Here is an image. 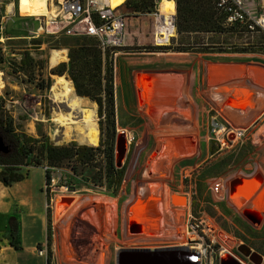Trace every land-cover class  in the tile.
<instances>
[{
  "label": "rangeland",
  "instance_id": "374dc122",
  "mask_svg": "<svg viewBox=\"0 0 264 264\" xmlns=\"http://www.w3.org/2000/svg\"><path fill=\"white\" fill-rule=\"evenodd\" d=\"M128 1L131 0L116 3V6ZM54 2L58 14V0ZM9 3L15 5L14 13L1 12V7L8 11ZM18 3V0H0V117L6 123L13 121L17 133L50 140L58 146L76 142L78 145L99 147L101 140L108 141L112 133L106 129V121L99 115V106L92 100L80 97L86 112L94 114L100 130L96 146L82 142L76 136H65V129H59L53 122L54 118L72 112L70 100L57 99L52 87L58 77L73 84L68 74L59 76L54 71L63 63L69 64L70 48L76 45L75 39L45 34L36 40L41 46H33L30 31L39 22H36L35 17L22 16ZM168 4L169 0H155V11H166ZM123 5L117 9L121 10ZM120 12L126 13L123 10ZM62 16H59L58 21L64 20ZM141 17L153 19L149 15ZM38 18L42 22L55 20L51 16ZM135 25L130 27L131 34L133 29L139 32L136 31V35L126 41V46L118 50L115 67L116 132L117 136H125V153L120 167L117 164L119 168L126 169L121 188L115 193L110 191L106 177L108 161L103 153H97L93 167L73 168V163L65 162L61 167L52 169L51 185L55 184L52 188L46 185L44 168L31 171L27 184L29 191L32 190L34 202L41 212L46 211L47 224L48 218L51 221L52 245L56 248L54 250L51 247L53 262L117 264V255L122 250L182 247L179 244L186 240L187 225L200 220L215 224L229 235L221 236L229 246L245 244L264 257V110H258V114L250 113V117H245L248 116L245 113L248 109L228 114L227 119L233 125L249 128L245 138L234 149L217 153L209 137L210 118L218 112L223 115L229 110L227 107L232 106L235 95L253 99L247 104L264 103V81L260 79V85L245 76L232 84L217 85L208 80L206 75L209 65L264 66V54L251 52L259 51L257 42L261 34L243 38H203L204 43L222 44L221 47L228 50L249 49L248 53L243 54L179 53L175 48L181 47L183 41L178 34L172 41V49L148 53L146 48L150 45L147 39L152 47L155 46L150 36H144L142 30H138V25ZM54 50L66 51L67 60L57 67H52L50 63ZM25 54L35 60L36 66L33 70H25L28 72L16 73V70H20L19 63ZM2 58L4 60L1 63ZM157 73L184 77L185 98L181 100L187 105L190 114L185 120L177 119L170 126L160 125L143 108L140 76ZM63 88L60 85L57 91L62 92ZM224 88L230 92L220 91ZM81 120L83 115H80ZM165 141L172 149L171 164L151 166ZM211 148L215 149L214 154ZM12 150L0 135V154L7 155ZM21 171L28 174L30 169L23 168ZM216 182L224 185L220 193L212 190ZM63 186L72 189V193H66L69 195L67 197L60 196L65 194L61 190ZM47 196L50 199L58 196L53 208L50 207L51 201L47 200L46 204ZM64 198H73V203H64ZM183 198L186 200L182 201ZM132 203L134 205L129 211ZM59 205L68 209H59ZM139 207L142 211H135ZM250 208L259 209L262 220H253L246 213ZM62 211L65 213L59 215L58 212ZM235 218L246 226L236 223ZM139 228L143 230L139 231ZM33 230L36 238L44 236V229L39 222L34 224ZM145 230L146 234H143ZM161 231L162 235L155 237ZM16 237L19 239V234ZM13 239L9 228L0 225V264L15 262V258H8L9 253L18 251L10 244ZM36 251L38 254V249ZM236 263L241 264L238 261Z\"/></svg>",
  "mask_w": 264,
  "mask_h": 264
},
{
  "label": "trees",
  "instance_id": "16d2710c",
  "mask_svg": "<svg viewBox=\"0 0 264 264\" xmlns=\"http://www.w3.org/2000/svg\"><path fill=\"white\" fill-rule=\"evenodd\" d=\"M123 1L125 0H112V3L115 6L116 3H122ZM169 4L175 5L173 0H169ZM176 8L177 32L178 35L182 37L183 41L181 47L175 48L176 52L198 54H243L249 52V49L246 48L228 50L222 48V44L209 43L211 45H219L218 47H213L207 46L208 43H204V39L210 36L211 39L225 37L243 38L245 36L244 34L226 31L224 29L223 24L225 17L219 13L216 0H176ZM121 10L126 11L125 14L129 15L127 16V22L130 27H134V25L137 24L139 27L138 30H142L141 33L144 36H150L149 34L154 30V20L149 17H141L140 15L148 16L153 13L155 11V0H131L124 3ZM1 12L6 13L7 10L5 11L4 8L1 7ZM1 29L3 30V28ZM133 30L135 32L132 31V35L135 36L137 30ZM260 34L261 37L257 42L260 47L259 51H251L252 53L264 54V33ZM10 37L14 38L15 36ZM32 38V40H34L33 46L39 48L41 43L36 41L38 38ZM74 39L76 45L70 48L69 64L63 63L59 65L54 71V74L59 76L68 74L78 96L88 98L99 106V115L101 119L106 121V129L111 130L112 136L108 141H103L102 139L100 146L97 148L78 145L76 142L58 146L51 143L50 140L36 139L23 133L19 134L15 130L13 121L6 123L0 117V135L5 138L6 143L13 149L7 155L0 154V166L2 167L0 171V183L5 187H12L14 184L21 183L27 179L29 173L24 174L21 171L23 168H44L46 185L49 186L53 178L52 169L61 167L65 162L73 163V168H75V166L93 167L96 162L97 153H103L107 158L108 165L106 177L108 179L110 191H112V193L118 192L123 184L126 169L117 166L115 155L118 136L115 123L116 74L114 61L111 59L109 53L104 55L95 39L88 37H75ZM149 39H151V37H149ZM147 42L150 45L148 49L146 48L148 53L155 52V50L172 49L171 46H169L170 48L152 47L148 39ZM199 45L202 47L198 48ZM118 50L119 49H115L114 51L118 52ZM29 56V54L23 56L19 63L20 70H16V73L20 71L28 72L25 71L27 69L33 70V67L36 66L35 60ZM2 60L4 59H1V63L3 62ZM42 88H44L43 85ZM101 132L103 133V128H101ZM211 152L214 154L215 149L211 148ZM47 200L50 202L51 199L49 196H47ZM227 214L233 218L231 213L227 212ZM234 221L242 226L245 225V223L238 218H235ZM19 229L20 223L17 219L15 217L10 218L9 231L14 238L10 244L16 250L21 251L22 247L19 240ZM17 234H19V239L16 237ZM47 240L49 247L47 264H52L51 221L49 218L47 224ZM42 247V244L38 245L39 249Z\"/></svg>",
  "mask_w": 264,
  "mask_h": 264
},
{
  "label": "built area",
  "instance_id": "2783aa9c",
  "mask_svg": "<svg viewBox=\"0 0 264 264\" xmlns=\"http://www.w3.org/2000/svg\"><path fill=\"white\" fill-rule=\"evenodd\" d=\"M173 1L175 3L173 12L155 11L149 14L154 20V30L149 35L155 47H169L177 37V8L176 0ZM216 3L219 13L225 17L223 27L226 31H233L245 36L264 33V8L259 11L256 8L255 0H216ZM58 5L60 11L55 20L42 22L40 18L35 17L36 22L39 23L36 27H32L30 34L35 38L45 34L65 35L72 38H93L98 42L104 55L106 53L111 55L116 67L119 54L114 50L126 46V41L132 37L127 22L129 15L121 13L117 7L106 3L105 0H58ZM61 15L64 20L58 21ZM27 27L30 30V26ZM207 46L218 47L219 45L208 43ZM248 130L249 128L233 125L219 112L210 118L209 137L215 145L217 153L234 149L236 144L245 138ZM54 186L55 184L50 187ZM61 190L65 192L60 195L63 197L69 196L66 193H72V189L65 186ZM212 190L216 193L222 192L224 190L223 183H214ZM57 198L58 196L51 198L52 208L54 204L56 205ZM186 234L185 242L179 245L196 250L199 253V264H221L222 259L226 256H231L241 264L246 261L238 251L240 245L229 248L223 244L220 240L221 234L222 236L229 235L221 231L215 224L207 223L205 220L189 222ZM47 246L48 244L41 249L38 248V255L48 261L49 247Z\"/></svg>",
  "mask_w": 264,
  "mask_h": 264
},
{
  "label": "bare ground",
  "instance_id": "6f19581e",
  "mask_svg": "<svg viewBox=\"0 0 264 264\" xmlns=\"http://www.w3.org/2000/svg\"><path fill=\"white\" fill-rule=\"evenodd\" d=\"M18 1H19V8L21 14L24 17H28V16L57 17V12H56L57 8L54 5L55 3L54 0H18ZM105 2L110 3L113 7L116 6L113 5L112 0H105ZM14 8L15 5L13 3L8 4V11L10 13L14 11ZM174 10H175V5L168 4V9L165 12L169 13V12H173ZM66 60L67 57L65 50H54L50 57V63L52 67H57L62 61H66ZM235 69L237 70V68L231 66L209 65L210 81L217 83V85L221 83L225 84V81H228V79H230L228 78L227 73L234 72ZM251 69H253L256 74L254 75L252 73H249V75L246 76L245 78H250L253 80V82L257 84H260L261 81L260 79L264 81V69L249 68V70ZM140 79H141L140 80L141 93L143 96L142 97L143 108L146 110L147 114L153 116V118L157 121L158 124L164 126H170L171 124H175V122H177V119L179 121V119L185 120L187 116L189 117L190 115L189 109L187 105L181 100L185 98V93H184L185 90L183 88L185 86L183 83L184 77L182 75L172 74V73L161 74V75L141 74ZM60 85L64 87L62 92L57 91ZM220 91H226L228 93L230 92L227 88H224L223 90ZM52 92L54 93V96L57 99L68 98V100H70L71 102L69 105V108L72 110L71 113L62 114V116H60L59 118L56 119L54 118L53 122L57 125V127L59 129H65V136L67 137L76 136L82 142H86L91 146H96L99 143L100 130L98 128L96 120L94 119V114H89L84 109V104L83 102H80L81 98L80 96H78L73 84L65 80L63 77H58L55 84L52 87ZM235 97L236 98L231 102L232 106L228 105L227 108L229 110H226V112H224L223 114L224 115L223 117L226 119L228 118V114L232 115L234 112L236 113V111L242 112V110L248 109L245 113L250 117L252 113L254 112L259 113L258 110H260V112L264 110V103L262 102L247 104L253 99L249 97L241 98L236 95ZM80 115H83V120L81 121H80ZM163 143L164 145L162 144L163 146H161V150L158 151L151 166L154 165V167H158L160 164L162 165V163H166V165L171 164L170 161L172 160L171 158L172 149L170 148L169 144L166 141ZM118 153L121 157H123L125 153V149L124 151H120V152L118 151ZM152 172L156 173L157 170H154ZM185 200L186 199L184 198L182 199V201ZM58 208L68 209L60 205L58 206ZM256 209L257 208H250L246 210V213L253 220H259L262 218L261 213L258 212L259 209L257 210ZM64 213L65 212L63 211L58 212L59 215H63ZM262 214H264V208L262 210ZM221 236H220V240L223 242L224 245L230 248L231 246L226 244V242L222 240ZM223 237H228V236L223 235ZM226 257L231 259L230 256H226ZM234 262L236 263V261Z\"/></svg>",
  "mask_w": 264,
  "mask_h": 264
},
{
  "label": "crops",
  "instance_id": "0c3cea01",
  "mask_svg": "<svg viewBox=\"0 0 264 264\" xmlns=\"http://www.w3.org/2000/svg\"><path fill=\"white\" fill-rule=\"evenodd\" d=\"M256 8L260 11L264 8V0H255ZM15 11V8H14ZM14 11L11 13L13 14ZM9 13V11H7ZM34 168H31L29 171V176L27 179L21 183L14 184L12 187H5L2 183H0V225L4 226V228H9V219L15 217L17 221L20 223V242H21V251H15V253H9L8 258L14 259L15 262L11 264H47V260L45 258L39 257L36 249H38V245L42 244V246H46L47 243V213L45 210L41 212V209L34 202L32 197V190L29 191L28 182L30 180L31 171ZM45 171V169H43ZM47 204V199H46ZM132 205L129 207V211ZM142 211L141 207L136 208L135 211ZM129 211L127 212L129 214ZM128 217V215H127ZM39 222L42 224L44 229V236L42 238H36L34 235L33 226ZM142 223L139 222L141 226ZM141 229V230H140ZM137 230V229H136ZM142 231V228L138 229ZM33 232V234H32ZM146 234V230L143 232ZM142 235V232L140 233ZM162 235V231L159 232L156 236ZM48 247V246H47ZM55 250V245H52ZM11 249H13L11 247ZM52 249V250H53ZM1 252V251H0ZM52 264H55L52 262Z\"/></svg>",
  "mask_w": 264,
  "mask_h": 264
},
{
  "label": "water",
  "instance_id": "95a60500",
  "mask_svg": "<svg viewBox=\"0 0 264 264\" xmlns=\"http://www.w3.org/2000/svg\"><path fill=\"white\" fill-rule=\"evenodd\" d=\"M231 66L237 68L234 72L227 73L228 81H225V84H232L241 80L245 76H248L249 73L256 74L253 69L249 68H262L264 66L258 64H234V65H223ZM169 74V73H163ZM171 74V73H170ZM145 75H161L157 74H145ZM207 79H210V70L209 66L206 69ZM224 84V83H223ZM258 114V113H256ZM249 117V116H245ZM256 117V115H255ZM248 128V127H246ZM125 136L121 134L117 138V152L122 151L125 147ZM117 164L120 165L122 162V157L117 153L116 156ZM73 198H64L62 201L67 204L73 203ZM137 200V199H136ZM131 210V209H130ZM238 251L245 257L249 258L255 264H261L262 256L255 252L248 245H241ZM117 264H199V253L196 250H193L189 247H178V248H166V249H132V250H122L117 255ZM221 264H236L232 259L224 257Z\"/></svg>",
  "mask_w": 264,
  "mask_h": 264
},
{
  "label": "flooded vegetation",
  "instance_id": "af4514ba",
  "mask_svg": "<svg viewBox=\"0 0 264 264\" xmlns=\"http://www.w3.org/2000/svg\"><path fill=\"white\" fill-rule=\"evenodd\" d=\"M245 257V256H244ZM264 257L262 256V262H261V264H264V259H263ZM245 262H242L243 264H255V263H253L249 258H247V257H245Z\"/></svg>",
  "mask_w": 264,
  "mask_h": 264
}]
</instances>
